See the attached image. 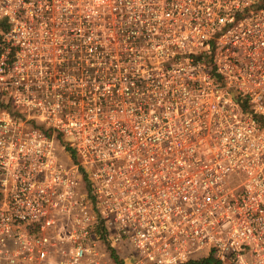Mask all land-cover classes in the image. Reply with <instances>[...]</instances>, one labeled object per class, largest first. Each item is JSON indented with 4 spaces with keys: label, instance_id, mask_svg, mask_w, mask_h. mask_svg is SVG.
<instances>
[{
    "label": "built area",
    "instance_id": "1",
    "mask_svg": "<svg viewBox=\"0 0 264 264\" xmlns=\"http://www.w3.org/2000/svg\"><path fill=\"white\" fill-rule=\"evenodd\" d=\"M112 250L264 264V0H0V264Z\"/></svg>",
    "mask_w": 264,
    "mask_h": 264
},
{
    "label": "trees",
    "instance_id": "2",
    "mask_svg": "<svg viewBox=\"0 0 264 264\" xmlns=\"http://www.w3.org/2000/svg\"><path fill=\"white\" fill-rule=\"evenodd\" d=\"M111 257L113 258V264H125V261L119 254L115 251H111ZM183 264H225L218 261L212 254L205 255L199 258L190 259Z\"/></svg>",
    "mask_w": 264,
    "mask_h": 264
},
{
    "label": "rangeland",
    "instance_id": "3",
    "mask_svg": "<svg viewBox=\"0 0 264 264\" xmlns=\"http://www.w3.org/2000/svg\"><path fill=\"white\" fill-rule=\"evenodd\" d=\"M57 156L59 160L63 162L64 164H66L67 166L72 164V161L67 157V154L65 153L63 149L61 148L57 149Z\"/></svg>",
    "mask_w": 264,
    "mask_h": 264
}]
</instances>
